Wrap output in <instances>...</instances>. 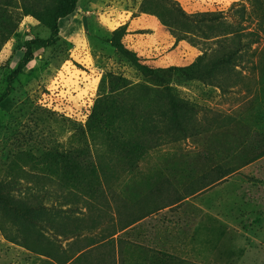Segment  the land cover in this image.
<instances>
[{
  "label": "rangeland",
  "instance_id": "obj_1",
  "mask_svg": "<svg viewBox=\"0 0 264 264\" xmlns=\"http://www.w3.org/2000/svg\"><path fill=\"white\" fill-rule=\"evenodd\" d=\"M36 2L0 0V187L45 215L37 227L0 206V264L109 248L120 264L132 245L177 264H264V0H77L10 79L25 43L50 35L27 10L59 1ZM142 14L195 56L116 51L111 32ZM166 87L195 111L171 116ZM63 226L81 234L64 240Z\"/></svg>",
  "mask_w": 264,
  "mask_h": 264
},
{
  "label": "trees",
  "instance_id": "obj_2",
  "mask_svg": "<svg viewBox=\"0 0 264 264\" xmlns=\"http://www.w3.org/2000/svg\"><path fill=\"white\" fill-rule=\"evenodd\" d=\"M39 2V0H36ZM59 1V5L55 8L49 7L47 5L39 8V9H32L28 8V13L36 19L38 22H40L42 25H44L49 31L50 35L46 40L41 39H35V40H29L25 43V52L22 58L18 61L17 67L10 75V79L15 78L20 73H22L23 68L26 66V64L32 59V46L35 44L40 45L41 47H47L55 44L59 39V29H58V21L69 14H71L77 4V0H57ZM36 2V3H38ZM212 16H203L201 18H194V21L197 20H203V19H210ZM161 20V19H160ZM162 21V20H161ZM163 23V21H162ZM165 23V22H164ZM163 23V24H164ZM166 25V24H164ZM167 26V25H166ZM170 34L174 37L175 42H179L181 40H186L187 38L185 36L177 34L173 30H169ZM126 34V25H121L117 29L111 32V38L110 42L112 46L115 48L116 51L127 55L130 57L135 63L139 60V58L136 56L135 52L132 50H129L125 47L121 39ZM191 42V41H189ZM201 58V55L196 58L195 61H199ZM165 95L167 98V101L169 102L171 109V116H174L175 118L186 115L189 112L195 111V109L188 105L185 101L179 99L176 97V95L173 94L172 90L169 87L164 88ZM3 96L0 97V102L2 101ZM179 124V123H178ZM180 131H183V129H179ZM83 151H80L79 154H82ZM256 156H252L248 158L242 165L251 162L254 160ZM240 167V166H239ZM236 167L235 169L239 168ZM175 175L174 179H177L178 175L181 177V174H178L176 172H173ZM0 206L2 209L5 210V212L8 214L11 212L13 214L14 220H25L26 223L34 226H41V224L38 222V219L45 215V212H43L42 206H34V205H25L23 203H20L9 196L8 192L3 191V189L0 187ZM71 210V208H68ZM64 213L68 214L70 210L63 209ZM65 214V215H66ZM134 223V222H132ZM130 223L129 225H131ZM42 227V226H41ZM72 229V230H71ZM89 229V227H88ZM62 233H66L64 240L75 238L76 236H79L81 233L79 230H77V227L70 228L69 230L63 226L61 228ZM71 233V234H69ZM10 242H13V238L8 239ZM23 246L28 249L31 252L40 253L37 252V248L35 246H31V244L28 242L27 238H22ZM93 245V244H92ZM107 249V248H106ZM125 249H128L131 256L130 258H122L123 251ZM43 251V250H42ZM43 255L52 257L56 259L58 256H55L53 254H50L49 252H41ZM107 255V259L103 260L101 257L97 256L95 260L92 262L90 261V249L84 250V249H77L75 252L71 253L69 256L65 257L64 260H58L60 261L58 264H118L119 257L116 259L114 256V250L113 248L107 249V252H105ZM121 256V263L124 262V264H177L179 261L178 258L175 256L159 251V250H151L144 246H122L120 250L117 252Z\"/></svg>",
  "mask_w": 264,
  "mask_h": 264
},
{
  "label": "crops",
  "instance_id": "obj_3",
  "mask_svg": "<svg viewBox=\"0 0 264 264\" xmlns=\"http://www.w3.org/2000/svg\"><path fill=\"white\" fill-rule=\"evenodd\" d=\"M124 23L127 24L124 42L137 55L151 58L150 54L153 51L162 55L161 58L153 61L155 65L164 66L166 63L183 65L181 61L183 53H193L194 56L196 54L195 49L184 41L176 43L174 37L154 16L142 14L128 18ZM165 58H170V62H166Z\"/></svg>",
  "mask_w": 264,
  "mask_h": 264
}]
</instances>
